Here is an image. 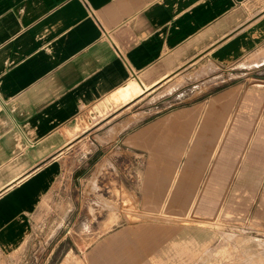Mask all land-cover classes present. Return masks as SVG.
Segmentation results:
<instances>
[{
  "label": "crops",
  "instance_id": "crops-1",
  "mask_svg": "<svg viewBox=\"0 0 264 264\" xmlns=\"http://www.w3.org/2000/svg\"><path fill=\"white\" fill-rule=\"evenodd\" d=\"M200 60L231 75H206L187 100ZM133 84L140 94L120 100ZM113 95L104 122L145 103L122 142L146 153V203L264 229V0H0V255L66 170L75 121ZM201 227L177 230L197 260L217 247Z\"/></svg>",
  "mask_w": 264,
  "mask_h": 264
},
{
  "label": "rangeland",
  "instance_id": "rangeland-1",
  "mask_svg": "<svg viewBox=\"0 0 264 264\" xmlns=\"http://www.w3.org/2000/svg\"><path fill=\"white\" fill-rule=\"evenodd\" d=\"M239 62L243 60L230 66ZM194 66L200 69L190 75L186 89L191 97L187 100L198 95L200 89L195 85L206 75L218 80L231 75L206 61ZM113 99L114 95L88 107L68 131L65 149L70 160L66 170L44 197L24 242L0 255V264H60L68 253L75 264H264V229L246 223L234 225L221 216H174L169 209L144 201L146 153L130 151L122 140L145 123L146 119L137 121L145 103L128 108L118 120L104 122L120 106L108 105ZM175 101L170 106L169 102L158 105L165 107L160 112L186 102ZM133 123L136 126L124 130ZM142 225L159 228L145 240L140 237ZM199 227L217 233L209 243L210 248L217 247L202 260L192 256V249L184 246L177 231ZM127 228L133 229L128 237L113 239ZM99 245L102 250L97 252Z\"/></svg>",
  "mask_w": 264,
  "mask_h": 264
},
{
  "label": "bare ground",
  "instance_id": "bare-ground-1",
  "mask_svg": "<svg viewBox=\"0 0 264 264\" xmlns=\"http://www.w3.org/2000/svg\"><path fill=\"white\" fill-rule=\"evenodd\" d=\"M141 91L142 88L138 84H133L120 95V100L126 102L127 100H130L134 96L140 94Z\"/></svg>",
  "mask_w": 264,
  "mask_h": 264
}]
</instances>
